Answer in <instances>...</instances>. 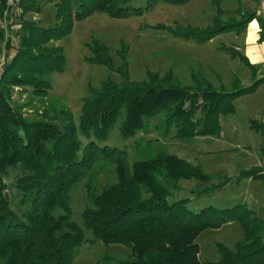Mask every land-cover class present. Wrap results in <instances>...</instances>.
I'll return each mask as SVG.
<instances>
[{
  "label": "trees",
  "instance_id": "1",
  "mask_svg": "<svg viewBox=\"0 0 264 264\" xmlns=\"http://www.w3.org/2000/svg\"><path fill=\"white\" fill-rule=\"evenodd\" d=\"M52 1L54 26L43 28L25 19L28 13L40 11L38 0H17L19 21L8 24V35L0 28V54L5 51L6 58L0 66V264H72L76 250L85 241L84 229L95 241L128 249H123L125 256L116 264H264V223L252 210L238 204L230 208L208 206L194 212L188 208L189 199L169 202L180 189V180L211 181L201 166L161 147L152 148L149 141L133 143L141 158L129 164L126 150L105 145L118 121L120 137L125 140L140 131L147 133L146 120L159 115L162 118L154 128L161 138H168L171 128L179 140L214 136L223 101L252 92L264 83V75L231 92L213 90L202 79L204 88L180 86L171 72L161 75L148 71L145 80L136 82L129 78L123 48L124 61L112 70L124 81L106 80L99 88H88L76 123L68 108L50 98L51 85L46 78L65 69L63 48L55 43L70 34L73 23L96 12L126 18L146 14L159 2L184 5L189 0H146L138 8L130 6L132 0ZM212 5L215 16L205 28L152 27L177 39L204 44L219 34L239 32L257 19L260 40L264 41V19L255 11H247L239 3V19L235 20L224 18L220 0H213ZM6 9L7 0H0V20ZM13 24L20 25L15 33ZM97 48L90 60L112 67L108 50ZM223 49L234 58L238 56L252 78L257 74V67L244 56L232 48ZM196 81L193 79L198 84ZM15 87L20 95L26 94L28 102L12 104ZM36 99L45 100L41 110L22 113ZM198 112L202 116L196 119ZM251 127L261 132L264 155V125L253 122ZM105 166L112 167L115 180L100 184L97 179ZM11 168L21 173L9 184L25 207L22 212L12 207L14 197L4 180ZM259 172L255 167L242 170L237 179L254 178ZM229 179L224 177L198 195L222 188ZM81 183L88 201L81 214L82 227L72 220L70 206L71 192ZM235 221L242 234L233 248L216 243L218 259L200 261L195 242L198 236Z\"/></svg>",
  "mask_w": 264,
  "mask_h": 264
},
{
  "label": "rangeland",
  "instance_id": "2",
  "mask_svg": "<svg viewBox=\"0 0 264 264\" xmlns=\"http://www.w3.org/2000/svg\"><path fill=\"white\" fill-rule=\"evenodd\" d=\"M38 1L40 11L35 14L28 13L25 19L35 21L43 28L54 26L56 23L52 7L54 1ZM240 1L242 2L241 7L243 6L247 11L257 12L260 10V4L256 1ZM236 2L237 0H227L221 3L225 18L239 19L235 11L238 5ZM145 3L146 0H132L130 6L138 8L143 7ZM213 16L214 7L208 3L192 4L190 2L185 5H171L159 2L151 11L143 15L113 18L106 13L96 12L74 22L70 34L55 43L63 48L65 69L61 73H52L46 76L51 85L49 96L68 108L77 123L81 114L82 98L86 96L88 88H99L106 80L115 83L124 81L119 73L112 70V68L117 69L122 65L124 60L121 51L123 48L126 51L125 62L131 81L145 80L148 71L158 72L161 75L171 72L180 86L196 88L198 85L202 87V79L210 84L211 89L218 92H231L238 88L248 87L258 76L264 75V68L261 69L260 66L255 68L254 72L257 74L254 73L252 78V72L243 63L238 59H230L229 54L218 49L220 45L227 48V45H232V43H237L242 47L246 36L244 28H240L239 33L242 35L238 38L233 31V33L218 36L209 44L201 45L192 40H179L152 27L156 25L171 27L188 25L202 28L211 24ZM14 29L13 33L19 30L15 31ZM97 47H105L108 50L109 64L112 67L90 60L94 56L93 51L98 49ZM4 54L5 51L0 54V61L2 56L3 61L6 60ZM193 79L197 80L198 84L193 82ZM233 80L234 83H232ZM18 91V87H15L12 98L14 106L28 102L26 94L20 95ZM44 102L45 100L36 99L30 106L24 107L22 113L35 109L41 110ZM263 115L264 83L250 93L223 101L217 117L218 130L213 137L179 140L174 137L175 128H171L168 138H161L154 128L162 118V115H159L146 120L147 133L140 131L135 137L125 140L120 137V121H118L111 129L105 145L126 150L129 164L141 158V155L134 151L133 143L149 141L152 148L161 147L169 154L193 165L201 166L203 171L211 176V181L200 183L197 180H180V189L173 193L169 202L189 199L188 208L194 212L208 206L222 208L225 205V199L221 190L217 189L202 195H198V192L211 184L221 182L224 180V176L240 174V170L250 163L253 155L254 157H257V154L263 155L260 150L261 132L251 127L253 122L259 125ZM201 116L202 114L198 112L195 118L199 119ZM81 140L84 144L87 142L82 136ZM258 144L259 147L256 146ZM20 174L19 169H9L4 178L6 184L10 187L9 183L14 182ZM114 180L112 167L105 166L104 172L99 174L97 182L104 184ZM9 193L14 197L12 207L22 212L25 207L19 204L16 190L10 187ZM87 204L86 191L81 183L74 188L70 195L72 220L81 227V214ZM84 235L85 241L76 250L72 264H116L118 259L125 256L123 253L126 251L124 250H128L123 246H106L95 241L92 233L85 229ZM240 237L241 231L236 221L231 226L226 225L219 230L203 231L195 241L199 246L200 261H216L218 259L216 243L233 248ZM105 257L109 259L105 261Z\"/></svg>",
  "mask_w": 264,
  "mask_h": 264
},
{
  "label": "crops",
  "instance_id": "3",
  "mask_svg": "<svg viewBox=\"0 0 264 264\" xmlns=\"http://www.w3.org/2000/svg\"><path fill=\"white\" fill-rule=\"evenodd\" d=\"M212 1L213 0H189L186 4L192 2V4L193 3L194 4H196V3H208V4L212 5ZM224 1H227V0H220L221 10H222L221 3ZM253 1H256V2H258V4H260V6H259L260 10H258L257 12L255 11V12L257 15H259L260 17H262L264 19V17H263L264 0H253ZM236 3L238 5H239V3L242 4V2L240 0H237ZM238 5H237V7H238ZM212 6L214 7V16H215L216 8L214 5H212ZM52 7H53V5H52ZM236 10H237V8H236ZM222 12H223V10H222ZM236 14H237V12H236ZM213 17H212V19H213ZM205 27H202V28H205ZM197 28H201V27H197ZM244 30H245L246 36L244 37L242 47L239 46L237 43H232L233 46L227 45V47L232 48L233 51L237 52V54H241L242 56H244L251 65H253L255 67L260 66L262 69V68H264V41L260 40V27H259V23H258L257 19H254L251 22H249L244 27ZM229 33H233V31H231ZM222 34H228V33H222ZM222 34L217 35L216 37L212 38L211 40H209L208 42H206L204 44L206 45V44L211 43L212 41H214V39H217L218 36H220ZM234 34L236 35L237 38L242 35L237 31H235ZM179 40H181V39H179ZM192 41H194V40H192ZM197 44H199V43H197ZM204 44H201V45H204ZM223 48H226V47L224 45H220L218 47L219 51H222V52L228 54ZM228 56L232 60L238 59L240 61L238 56L235 58L232 57L231 55H228ZM258 75H260V74L258 73ZM258 78H259V76H258ZM262 118L263 119H262L260 124L264 125V115ZM207 137H213V136H207ZM196 138H198V137H196ZM236 146L238 147L239 144ZM256 146L259 147V144ZM258 147H256V149ZM250 153L252 154V151ZM251 154H249V157H251ZM251 158L252 159H251L250 163H247L248 165H245L244 169L240 170V173L242 170L246 171V170H249L250 168H253V167L259 168L260 172L257 173L258 175L256 177L237 179V176L239 174L233 175V176H228V175L224 176V177H227L230 179L222 188H220L218 190H221V194H222L223 198L225 199V201H224L225 205H223L222 208H230V207H233V206L238 205V204L244 205L248 209L252 210L255 213V215L258 218H260L264 223V155H261V154L258 155L257 154V157H254V155H253ZM232 223H234V222L226 223L223 226H226V225L231 226ZM219 229H216V230H219ZM240 231H241V228H240ZM241 234H242V231H241Z\"/></svg>",
  "mask_w": 264,
  "mask_h": 264
},
{
  "label": "built area",
  "instance_id": "4",
  "mask_svg": "<svg viewBox=\"0 0 264 264\" xmlns=\"http://www.w3.org/2000/svg\"><path fill=\"white\" fill-rule=\"evenodd\" d=\"M21 14V9L17 5V0H7V9L3 12L2 18L0 20L1 27L5 31V34H7V30L9 28L8 24H11L12 20L19 21V16ZM18 26V28H17ZM15 31H17L20 28L19 24H13L11 27ZM12 43H16L15 38H11ZM4 63L3 56L1 57L0 66H2Z\"/></svg>",
  "mask_w": 264,
  "mask_h": 264
}]
</instances>
